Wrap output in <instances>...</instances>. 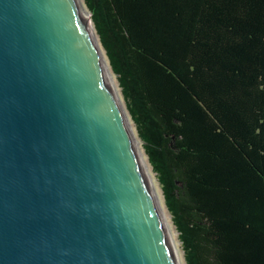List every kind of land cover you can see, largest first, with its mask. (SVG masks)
<instances>
[{
  "label": "water",
  "instance_id": "95a60500",
  "mask_svg": "<svg viewBox=\"0 0 264 264\" xmlns=\"http://www.w3.org/2000/svg\"><path fill=\"white\" fill-rule=\"evenodd\" d=\"M0 264H177L83 0H0Z\"/></svg>",
  "mask_w": 264,
  "mask_h": 264
},
{
  "label": "trees",
  "instance_id": "16d2710c",
  "mask_svg": "<svg viewBox=\"0 0 264 264\" xmlns=\"http://www.w3.org/2000/svg\"><path fill=\"white\" fill-rule=\"evenodd\" d=\"M186 264H264V0H83Z\"/></svg>",
  "mask_w": 264,
  "mask_h": 264
},
{
  "label": "bare ground",
  "instance_id": "6f19581e",
  "mask_svg": "<svg viewBox=\"0 0 264 264\" xmlns=\"http://www.w3.org/2000/svg\"><path fill=\"white\" fill-rule=\"evenodd\" d=\"M88 13H89V11H88ZM89 18H90V21H91V23H92V25H93V27H94V24H93V21H92V19H91V14H90V13H89ZM94 29H95V28H94ZM97 36H98V35H97ZM98 40H99V38H98ZM100 45H101V44H100ZM101 48H102V46H101ZM102 51H103V54H104V56H105V58H106V60H107V62H108V64H109V61H108V59H107V57H106V54H105L103 48H102ZM109 65H110V64H109ZM110 67H111V66H110ZM117 85H118V83H117ZM118 88H119V87H118ZM120 98H121V101L123 102V104H124V106H125V108H126V111H127V114H128L129 121H130V123L132 124L133 128L135 129V127H134V125H133V122H132V120H131V116H130V114H129L128 110H127V107H126V105H125V102H124V100H123V98H122V96H121V92H120ZM135 131H136V130H135ZM136 134H137V133H136ZM137 135H138V134H137ZM137 138H138V136H137ZM138 145H139V148L141 149V151H142V153H143V155H144V157H145V161H146V165H147V171H148V178H149V180H150V181L153 183V185H154V188H155V191H156V195H157V197H158V199H159V201H160V203H161V207H162V210H163L164 218H165V220H166V222H167V224H168V231H169L170 237H171L172 242H173L176 262H177V264H185V263H184V260H183V257H182V255H181L180 249H179V245H178V242H177V239H176V234H175V231H174V228H173V225H172L171 218H170L169 214L167 213V211H166V209H165V206H164V204H163L162 197H161V195H160V193H159V191H158V189H157V184H156V180H157V179L155 180V176H154V174H153V172H152V170H151V168H150V166H149V164H148V161H147V158H146V156H145V153H144V151H143V149H142V147H141V145H140V140H139V138H138Z\"/></svg>",
  "mask_w": 264,
  "mask_h": 264
},
{
  "label": "rangeland",
  "instance_id": "374dc122",
  "mask_svg": "<svg viewBox=\"0 0 264 264\" xmlns=\"http://www.w3.org/2000/svg\"><path fill=\"white\" fill-rule=\"evenodd\" d=\"M89 13H90V12H89ZM94 28H95V27H94ZM95 31H96V30H95ZM96 33H97V32H96ZM98 38H99V37H98ZM99 42H100V39H99ZM100 44H101V42H100ZM101 46H102V45H101ZM102 48H103V47H102ZM103 50H104V48H103ZM104 52H105V50H104ZM105 54H106V52H105ZM106 57H107V55H106ZM107 59H108V58H107ZM108 61H109V60H108ZM109 64H110V63H109ZM116 80H117V78H116ZM117 83H118V81H117ZM118 87H119V84H118ZM119 90H120V92H121L120 87H119ZM121 96H122V98H123L122 93H121ZM123 100H124V98H123ZM124 102H125V100H124ZM125 105H126V103H125ZM131 120H132V119H131ZM132 122H133V120H132ZM133 125H134L135 130H136V133H137V129H136V126H135L134 122H133ZM137 134H138V133H137ZM137 136H138V135H137ZM138 138H139V136H138ZM139 140H140V138H139ZM140 145H141V147H142V149H143V146H142V142H141V140H140ZM143 151H144V149H143ZM144 153H145V151H144ZM145 156H146V158H147L148 164H149V166H150V168H151V170H152V172H153V174H154V176H155V180H156V179H157V175H156V173L154 172V170H153L151 164L149 163V160H148V157H147L146 153H145ZM156 184H157V189H158V191H159V193H160V195H161V197H162V200H163V204H164V206H165V209H166L167 213L169 214V216H170V218H171V214L169 213V211H168V209H167V207H166V205H165L163 191H162V188H161V185H160V182L158 181V179L156 180ZM171 221H172V218H171ZM172 225H173V228H174V231H175V234H176V239H177V242H178V245H179V249H180L181 255H182V257H183L184 263L186 264V261H185V258H184V252H183V249H182V245H181V243H180V241H179V238H178V232L176 231V228H175L173 222H172Z\"/></svg>",
  "mask_w": 264,
  "mask_h": 264
}]
</instances>
